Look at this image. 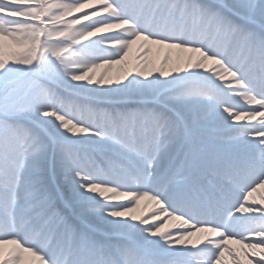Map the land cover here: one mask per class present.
I'll return each mask as SVG.
<instances>
[{"label":"snow or ice","instance_id":"1","mask_svg":"<svg viewBox=\"0 0 264 264\" xmlns=\"http://www.w3.org/2000/svg\"><path fill=\"white\" fill-rule=\"evenodd\" d=\"M0 264H264V0H0Z\"/></svg>","mask_w":264,"mask_h":264}]
</instances>
